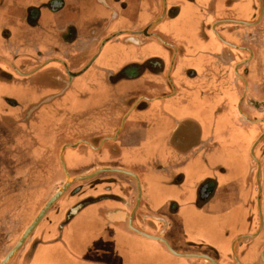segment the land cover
<instances>
[{"label": "crops", "instance_id": "crops-1", "mask_svg": "<svg viewBox=\"0 0 264 264\" xmlns=\"http://www.w3.org/2000/svg\"><path fill=\"white\" fill-rule=\"evenodd\" d=\"M150 1L121 0L124 29L114 35L129 34L141 41L123 43L118 59L98 60L97 94L83 95L73 105L78 112L103 109L107 123L97 130L78 129L70 140L77 138L75 142L47 139L52 152L60 153L63 172L54 159L43 163L39 154L25 163L8 159L3 150L6 140L0 138V264L64 182L86 183L101 171L108 178L50 207L34 228L39 240L31 251H26L28 239L7 264H199L191 262L197 254L190 246L211 248L229 264L239 234L257 237L256 245L264 242V74L254 71L250 81L254 94H246L247 67L242 75L237 69L243 61L229 70L231 53L223 59L218 40L226 41L222 34L216 37L214 29L222 22L254 27L260 18L242 20L248 19L245 12L218 18L221 6L216 3L224 0H191L181 13L163 18ZM234 1L235 10H246L250 2ZM119 9L115 0H0V77L2 71L8 72L7 62L24 66L35 52H41L35 58L43 61L31 72L85 54L91 35L120 27ZM154 27L171 35L167 43L176 63L172 67V58L165 76L173 84V94H160L165 92L168 55L166 47L152 39L158 32L146 31ZM154 56L163 64L150 62V72L135 67ZM216 68L227 70L215 74ZM186 69L197 72L196 79L186 80ZM233 75L242 86L235 88ZM151 76L158 82L156 89L141 94L148 86L153 88L147 80ZM213 76L214 82L206 83ZM202 79L221 94H197L195 87L188 94L176 93L175 83L182 92V83L200 86ZM37 97L40 94H13L0 80V121L6 123L0 128L11 127L8 116L17 115ZM249 97L257 104L245 105L243 100ZM78 99L85 107L77 105ZM10 101H17V107H9ZM51 184L52 190L46 192L45 186ZM84 198L88 201L74 209V203ZM256 250L243 256L245 264L256 259ZM261 257L264 260V248Z\"/></svg>", "mask_w": 264, "mask_h": 264}, {"label": "flooded vegetation", "instance_id": "flooded-vegetation-1", "mask_svg": "<svg viewBox=\"0 0 264 264\" xmlns=\"http://www.w3.org/2000/svg\"><path fill=\"white\" fill-rule=\"evenodd\" d=\"M115 1H119L120 6L118 18L120 27L115 31H110L105 34L104 32L100 33L102 35H91L90 38L94 42V44L91 43V40H89L91 42L85 45V54L82 52L76 53L71 61L63 59L62 61H60V63H55L54 67L51 68L49 67V65H52V63H48L33 72L31 71L43 61V59L41 61H37V59L35 58L38 57L41 52H35L34 55L27 57V62L24 66L15 65L12 62H7L6 65L8 66V72L2 71L0 80L7 83V90L9 92L13 94H40V97H37L36 100L31 102L28 106L21 108L17 115L13 117L8 116L9 119L6 120L10 121V125L12 124L11 127L6 128V131L0 128V138H4L6 140V144L3 150L5 151L8 159H12L15 161L21 160L25 163V161L28 162V160L33 159V157H36L35 155L39 154L40 158H42L43 160V163H49L50 159H54V161L58 164V169H61V171L63 172V168L60 163V153L59 151H55L54 153L52 152L48 144L50 140L47 139L50 136H55L58 139L60 137L62 142L64 143L67 141L75 142L77 138L74 141L70 140L73 139V135H77L78 129L93 130L97 127H103L107 123L108 117L106 116L103 109L84 108L79 110L78 112V109L73 108V105L76 104V99L79 97L83 98V95L97 94L96 89H98L101 85V80L97 79L95 74H99L101 72V68H98V62L100 60H103L107 56L108 57L105 59H118L119 56H121V46L123 43L133 44L135 42H138L135 44L138 45L141 41L137 38V36H132L129 34L114 35L115 32L124 29V27L121 25V0ZM190 1L191 0H177L175 3H172L171 0H151L150 2L152 7L157 10L156 13L158 14V16L162 15L163 18H168L176 15L177 13H181L184 8V3H190ZM195 2H197V0ZM216 4L217 7L221 6L218 11V18L231 19L235 18L237 14H239V16H242L243 14L241 13L244 12L245 17L248 19L242 20L254 22L260 18V21L256 26L254 25V27L252 25L245 26L242 23L238 24L234 22H222V25H217L214 27V29L216 30V37L218 33L222 34V40H225L227 43H231V45H227L225 44L226 42L222 43L218 40V43H220V45L224 48L223 59L226 60V57L228 59V55L229 53H231L232 59L229 61L230 64L232 63V66L229 69L231 72L234 71L233 65L243 61L242 63H240L241 67H238L237 70L242 75L243 68L247 67L245 78L248 82L253 79V76L255 75L254 71L256 72L257 69H259V71L263 75L264 0H250L249 4L246 5V10L241 7H239L238 10H235L236 8L234 7V5L236 4V2L234 0H224L220 5L218 2ZM209 13L212 12L209 11ZM144 29L145 27H142L140 31H144ZM156 30L157 28L154 27L146 31L148 33H152L153 31L154 33L158 32V34L155 33V36H152V39H154V42L159 43V45L166 47L164 48V52H166V54L168 55L166 59V65L164 67L165 92L160 94H173V84L165 76L167 74L169 66L171 65L172 58V67L175 62V54L173 53L174 50L171 48L170 44L167 43L168 41H170L171 35L168 33H161L160 31ZM223 32L225 33V35ZM226 32H228L229 35H227ZM218 38L221 39L220 37ZM105 39L106 41L102 45V42ZM233 45H235V47H233ZM74 52L75 51H72L70 54H73ZM82 58L84 59L81 62ZM154 58L155 59L152 58L151 60L150 58H148L142 61L141 66H138L139 64L134 63L136 65L135 67H139V69L143 70L144 72H150L153 70L152 66L149 65L150 62L154 61L163 64V61L162 59H160V57L156 58V56H154ZM85 67L87 68L85 69ZM155 67L157 68L156 65ZM83 69L85 70L81 74L77 75V73H79ZM218 69L219 68H216L215 74H218L220 72V69ZM225 70H227V68L220 72V74H223ZM194 72L195 71L193 69L192 71L190 69H186L183 76L186 80L191 78L196 79L197 72L195 74ZM233 77L234 78L232 81L233 83H235V88L238 87L237 85L242 86L241 79L238 77L236 78V75H233ZM213 78L214 76L207 78L208 80L206 81V83H209L210 81L214 82ZM147 80L149 82H152L151 84H154V86L153 88L151 87V89L150 86H148L147 89L140 91L141 94H150L152 89H156L155 83H158L156 81V77L151 76V78H147ZM99 83L100 85L98 86ZM206 83L203 80V82L200 83V86H196L189 85V83L184 82L182 83V86H180V88L183 89L182 92H179L177 90L178 85L175 83L177 91L176 93L188 94L189 89L191 87H195V89L198 90L197 94H221L220 92H217V90L213 91L209 89L210 85ZM250 90H252L251 82L249 84V90L246 94H254ZM102 93H105V91ZM17 103V101H10V104H8L9 107L10 105L17 107ZM243 103L249 107L257 104L255 99H251V97L243 100ZM9 110L12 111L13 108H9ZM5 125L6 123L0 121V127ZM99 140L100 139H98V142ZM47 168L49 169V167H45V169ZM92 172L93 170H90L86 174H90ZM78 174L83 175V173ZM103 174L106 173L101 171L99 175L88 179L86 183H73L68 187V189L60 197V199H57L53 203L51 208L58 204V202L62 198H66L68 196V198L70 199L71 197H74L73 195L80 193L84 188L87 189L95 187L99 181L108 178L107 176L103 177ZM44 189L46 190V192L51 191L52 184L45 186ZM85 201H88V199L84 198L77 201L76 203H74L73 208H77L78 206L85 203ZM70 214L71 212L67 214L65 220L70 217ZM258 227L259 225H257V227L254 229H250L248 233L254 232ZM34 231L35 229L25 240L26 242L29 239L28 248L26 250L27 253L31 251L34 243L39 240L38 237H34ZM256 239L258 238L252 236L248 237L247 235L242 236V234H239L237 236V240L234 243L236 255H229V264H245V262L243 261V256L251 251V248L255 247L257 249V257L255 260L250 261V264H264V260L261 257V252L264 248V242L263 239H261V243L256 245ZM190 247L191 248H188L189 250H192L190 252L197 254L194 257H190L191 262L194 261L199 264H224L222 259L220 258L219 252H215L211 248L207 247L200 249H198V246Z\"/></svg>", "mask_w": 264, "mask_h": 264}, {"label": "water", "instance_id": "water-1", "mask_svg": "<svg viewBox=\"0 0 264 264\" xmlns=\"http://www.w3.org/2000/svg\"><path fill=\"white\" fill-rule=\"evenodd\" d=\"M70 182L67 180L64 182L58 189L57 191L44 203L42 208L39 210L38 214L35 216V218L32 220V222L25 228L23 231L21 237L19 240L16 242V244L7 252V254L4 256V258L1 261V264H7L11 256L21 247L23 242L26 240V238L29 236L31 231L35 228V226L39 223V221L43 218V216L46 214L48 209L51 207V205L66 191L68 188ZM166 246L169 248L170 251H172L175 254L176 253L170 245L162 238H160Z\"/></svg>", "mask_w": 264, "mask_h": 264}, {"label": "rangeland", "instance_id": "rangeland-1", "mask_svg": "<svg viewBox=\"0 0 264 264\" xmlns=\"http://www.w3.org/2000/svg\"><path fill=\"white\" fill-rule=\"evenodd\" d=\"M230 74H231V73H230ZM79 100H80V99H78L77 102H78ZM77 105H78L79 107H85V103L82 104L80 101L77 103ZM248 141H249V140H248ZM248 150H249V149H248V146H247V151H246V152H248ZM246 155H247V154H246ZM66 190H67V189H66ZM64 193H65V192H64ZM64 193H63V194H64ZM63 194H62V195H63ZM60 197H61V196H60ZM60 197H59V198H60ZM52 205H53V204H52ZM52 205H51V206H52Z\"/></svg>", "mask_w": 264, "mask_h": 264}]
</instances>
